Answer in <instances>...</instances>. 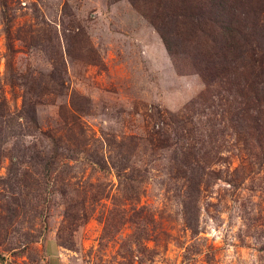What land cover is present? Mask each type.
<instances>
[{
	"label": "rangeland",
	"instance_id": "obj_1",
	"mask_svg": "<svg viewBox=\"0 0 264 264\" xmlns=\"http://www.w3.org/2000/svg\"><path fill=\"white\" fill-rule=\"evenodd\" d=\"M0 264H264V0H0Z\"/></svg>",
	"mask_w": 264,
	"mask_h": 264
}]
</instances>
